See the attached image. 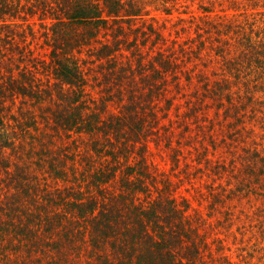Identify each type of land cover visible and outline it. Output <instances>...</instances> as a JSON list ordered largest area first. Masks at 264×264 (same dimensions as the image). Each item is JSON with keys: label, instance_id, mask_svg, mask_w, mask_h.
Instances as JSON below:
<instances>
[{"label": "trees", "instance_id": "1", "mask_svg": "<svg viewBox=\"0 0 264 264\" xmlns=\"http://www.w3.org/2000/svg\"><path fill=\"white\" fill-rule=\"evenodd\" d=\"M247 1L232 0L239 12L225 13L223 25L204 27L200 16L180 21L196 35L177 46L148 23L143 0H0V264H34L68 237V245L85 249L87 264H264V206L240 208L244 197L264 195V0ZM35 25L47 28L49 63L31 56ZM139 30L142 43L129 47L128 32ZM150 39L162 48L148 65L143 46ZM209 46L223 61L222 76L207 88L217 101L224 145L247 142L256 117L263 134L223 165L240 172L224 169L231 181L212 188L207 218L216 223L207 229L187 199L161 193L144 139L158 127L155 99L167 96L173 76L184 70L179 60L200 58ZM127 48L136 66L116 64ZM87 50L92 62H107L99 98L88 88ZM148 68L158 79L139 82ZM41 74L54 82L45 85ZM110 103L118 111L108 114ZM201 114L189 108L185 119ZM218 122L206 131L211 141ZM233 246L235 259L228 255Z\"/></svg>", "mask_w": 264, "mask_h": 264}, {"label": "rangeland", "instance_id": "2", "mask_svg": "<svg viewBox=\"0 0 264 264\" xmlns=\"http://www.w3.org/2000/svg\"><path fill=\"white\" fill-rule=\"evenodd\" d=\"M143 1L146 3L144 13H147L145 17L148 18V23L153 22L156 29L163 34L162 37L167 39L168 44L173 43V45L177 44V46H183L181 39L183 40L191 35H196L193 31H183L178 25L180 21L187 24L193 16H200L203 17L205 21L204 27H208L206 25L207 23H218L223 25V18L226 16L225 13L233 15L239 12L237 6L232 7V0ZM213 2L214 4H212ZM243 4L249 5L250 2L247 0H238V5ZM211 5L213 7L209 8L208 12H205L204 7ZM165 8L169 9L171 13H166ZM262 9V7H256L255 12L261 11ZM195 21H197V19H195ZM140 24L139 22V25ZM35 28H37L38 31H36L34 36L31 35V56L33 58H38L41 64L44 62L49 63V55L52 48L50 42L47 41L48 37L45 35V33H48L47 28H40L38 25H35ZM212 31L214 32L216 30L213 29ZM141 33L142 31L140 30L128 32L127 43H130L129 47L135 45L136 42L139 44L142 43L144 34L142 35ZM153 36L155 38V34ZM105 39H107V37L103 36L102 40ZM109 39H112V37ZM152 40L153 39H150L148 41V46H143V61L148 65L149 62L157 58L158 51L162 48V44L159 43L153 46ZM159 41L161 43V40ZM154 43L155 42H153V44ZM210 50L211 48L209 46L205 50L206 52H202L204 54H202L200 58L189 55L188 58L179 60L183 64L184 70L180 76H173L174 78L170 85L171 92L165 97L155 99L158 111L157 116H159V122L157 123L158 127L150 138L144 139V143L148 141L147 161L152 173L157 176L161 193L169 192L170 197H176L178 202L187 199L190 202V213L194 214L195 211H199L201 223L203 226L206 225L207 229L210 228V223H216V219L207 218L209 211L208 205L213 200L210 196L212 194V188H220V186L228 185L231 181V178L226 175L227 173H223V171L228 169V172H233V174L240 172L238 169L237 171H232L229 168H224L223 165H231L232 159L233 163L237 161L239 159L237 156L238 153L254 146V138L257 139L260 137L261 139V134H263L259 127L263 125V122L260 120L256 121V117L254 121L256 133L248 138L247 142L242 139L238 144L234 142L235 146L230 148L224 145L223 135L225 136V134H223V123L220 121L218 122L217 117L214 115L217 101L214 100L213 93L209 91V89L212 88H207V83L218 80L217 74L219 77L222 76L223 61L213 51L210 52ZM118 53L119 55L115 58L118 66L127 65L129 62L134 66L137 65L136 59L133 58L128 48L123 51H118ZM90 54L91 51L89 50L83 53L85 58H88ZM106 63L105 61L102 67L100 66L101 62H92L91 55L89 56L88 65L91 69V82H89L88 88L97 98L101 95L99 86L97 85L99 81L98 77H103L101 71L106 69ZM41 64L39 65L40 69L43 68ZM153 67L159 66L153 65ZM153 69L154 68H148L144 75H139V77H137L138 81L142 82L143 79L157 80V76L152 75ZM40 76L43 77L44 80L48 79L44 74ZM93 76L96 78H92ZM46 80L43 82L45 85H51V83L54 82L53 79L51 82H46ZM180 81H182V87L181 84L180 87H176ZM167 88L169 89V86ZM168 99H171L169 104ZM259 100L260 102L262 100L264 101V92H260ZM115 101L118 100L115 98ZM168 105L169 107H167ZM108 108V114L118 111L117 106L112 103H110ZM189 108L202 112L200 115L201 117L198 119L192 117V120L186 121L185 112L189 111ZM211 120L215 123L218 122L217 126L220 125L218 127L219 132L215 135L216 139L213 138L212 141V138H210L206 132L211 125ZM199 123L204 124V127L200 128L198 126ZM41 129L49 131L48 127L43 125H41ZM166 187L168 191H166ZM262 200H264V195L251 194L242 199L240 208L251 210L259 204L264 206ZM221 208L223 209V207ZM206 218L207 222H204ZM237 227L236 225L232 226V231L234 232H228V240L230 242H226L230 243V245L234 239L233 234L238 232ZM221 229L223 232L220 230L218 235L225 238L226 229L223 226H221ZM66 240V244L61 247L60 250L52 246L49 252L41 254L42 259L34 264H39L40 262H42V264H58L56 259L60 257L62 259L64 258L62 264H74L76 261L79 264H87L88 258L85 255V253H87L85 249H75L74 246L71 247L68 245L70 240L69 237L66 238ZM231 249L228 255L235 259L237 254L236 248L233 246ZM253 257H248V259H254ZM207 259L209 260V258ZM219 263L226 264L227 262L222 261ZM209 264H212V262H209ZM240 264H243V262Z\"/></svg>", "mask_w": 264, "mask_h": 264}]
</instances>
